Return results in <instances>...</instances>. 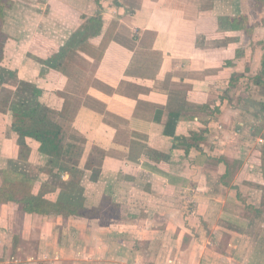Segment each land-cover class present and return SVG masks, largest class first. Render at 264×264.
I'll return each instance as SVG.
<instances>
[{
	"label": "crops",
	"instance_id": "crops-1",
	"mask_svg": "<svg viewBox=\"0 0 264 264\" xmlns=\"http://www.w3.org/2000/svg\"><path fill=\"white\" fill-rule=\"evenodd\" d=\"M8 1L2 84L42 106L0 108V186L79 183L95 212L0 200V264H264V219L235 212L264 214V0ZM15 126L58 134L45 150Z\"/></svg>",
	"mask_w": 264,
	"mask_h": 264
},
{
	"label": "trees",
	"instance_id": "trees-1",
	"mask_svg": "<svg viewBox=\"0 0 264 264\" xmlns=\"http://www.w3.org/2000/svg\"><path fill=\"white\" fill-rule=\"evenodd\" d=\"M115 4L119 5L120 0H114ZM97 3L102 8V4L100 3V0H97ZM8 0H0V96L2 95V92L5 91V95L0 100V108L6 109L9 108L11 110H14L15 113L19 114L20 121L24 124V117L26 114L33 113L37 111L38 108H41L42 103L38 99L39 94L41 92V89H39L36 86H33L28 84L27 82H21V95L19 91H15L14 89L6 87L4 84H2V77L4 75H1L2 73H6L9 76H12L14 74V71L6 69L4 67H1V62L4 59V46L5 42L8 39V35L1 30V24L3 22V9L6 5H9ZM103 27V16L101 10L93 16H90L86 18V22L83 25V30L77 31L76 35L84 33L94 35L97 32H99ZM41 46H43V43H40ZM40 46V47H41ZM43 48V47H42ZM34 50V48L29 49V54ZM62 51V49H61ZM60 51V52H61ZM42 61V60H41ZM47 61V63L50 64V59L43 60V62ZM5 74V75H6ZM23 85V86H22ZM23 90V92H22ZM27 92V93H24ZM262 107L264 109V102H262ZM177 117V115H175ZM177 120V119H176ZM176 124V123H174ZM13 125H17L16 122L13 123ZM18 129H21L22 134H29L35 136L37 139L41 140L43 142V149L50 150L51 146H46L45 143H50V140L52 139V136H56L58 134V131H55L53 134H49V132H43L40 130H37L32 127L23 128L15 126ZM195 140L203 138L201 134H194L193 135ZM51 145V144H50ZM262 165H261V176L264 180V146L262 147ZM27 173V172H26ZM27 181L31 182L34 181V177H31L30 174H26ZM95 179V178H94ZM264 185V184H263ZM78 187L77 189L80 191H72L71 198L68 199L58 198V200H51L47 197V194L49 192H52L53 190H56V186L50 183H43L40 191L38 193H33L30 190H27L22 195H19L15 190H13V187H4L0 186V200H13L16 202H21L23 204V209L28 212H35V213H41V214H49V213H57V214H63V215H74L78 217H87L93 212H95V209H89L87 208L83 202V188L80 187L79 183L76 184ZM264 196V193H263ZM258 211L264 212V198L261 201V204L259 207H257Z\"/></svg>",
	"mask_w": 264,
	"mask_h": 264
},
{
	"label": "rangeland",
	"instance_id": "rangeland-1",
	"mask_svg": "<svg viewBox=\"0 0 264 264\" xmlns=\"http://www.w3.org/2000/svg\"><path fill=\"white\" fill-rule=\"evenodd\" d=\"M156 1H158V0H147V5H148V7H151V6H154L155 5V3H156ZM135 3H136V5L138 4V2L137 1H135ZM135 3H132V5L134 6L135 5ZM147 7V6H146ZM83 8L85 9L86 7L83 5ZM151 8H153V7H151ZM2 67V66H1ZM6 73H2L1 75H4V76H1L2 77V81H4V80H8V81H10L9 79H10V76L9 75H5ZM96 150V151H95ZM94 151H95V153H94ZM93 154H95V156L97 157L98 155H100V156H104V153H103V151H101V150H98V148H96V149H94L93 150ZM93 157L92 155H91V159H93V160H95V158L96 157ZM100 159V158H99ZM96 161V160H95ZM11 165H13V162L11 161ZM29 173H31L30 175H34V174H32L33 172L31 171V172H29ZM14 179H12L11 181H10V184L9 185H7V186H11V187H14V189L16 188V190L20 193V191H21V189H23L25 186H27L28 187V181H26V183H24V184H22V187H19V183L18 182H16L15 180L13 181ZM16 184V185H15ZM21 184V183H20ZM6 186V187H7ZM263 198H264V196H263ZM237 209V211H235V212H237V213H239L240 215H241V217H253L252 219H260V220H263L264 219V214H261L260 215V213H256V212H253V210H248V208H246V207H244V208H236ZM240 209V210H239ZM187 210V209H186ZM183 212V211H182ZM185 212H187V211H185ZM195 213H190V215H189V217H192L193 215H194ZM258 230L260 231L261 230V227L259 226L258 227ZM211 231H212V228H211ZM223 237V236H222ZM225 239H226V237H224ZM223 244H225V243H223Z\"/></svg>",
	"mask_w": 264,
	"mask_h": 264
}]
</instances>
